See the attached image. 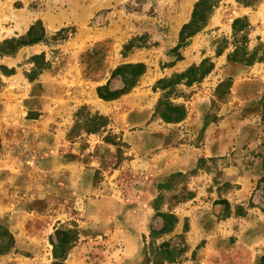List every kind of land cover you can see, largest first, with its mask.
<instances>
[{
    "label": "rangeland",
    "instance_id": "obj_1",
    "mask_svg": "<svg viewBox=\"0 0 264 264\" xmlns=\"http://www.w3.org/2000/svg\"><path fill=\"white\" fill-rule=\"evenodd\" d=\"M198 1L0 0V43L37 21L46 32L0 58L14 69L0 70V225L15 240L0 264L54 263L52 241L66 229L78 233L64 264H147L144 235L163 225L157 211L179 221L156 243L188 247L166 264H202L208 237L210 264L260 263L264 0H218L182 42ZM238 17L247 26L235 32ZM204 59L210 73L190 84L176 78ZM131 64L143 72L123 68L120 87L110 85ZM108 82L128 90L103 99ZM164 102L184 106L186 117L165 120ZM160 183L171 184L160 191Z\"/></svg>",
    "mask_w": 264,
    "mask_h": 264
},
{
    "label": "trees",
    "instance_id": "obj_2",
    "mask_svg": "<svg viewBox=\"0 0 264 264\" xmlns=\"http://www.w3.org/2000/svg\"><path fill=\"white\" fill-rule=\"evenodd\" d=\"M218 0H199L196 3L194 14L192 20L185 24L181 31V41H186L188 36H191L198 32L202 26L205 25L207 21L206 13H212L214 8L216 7ZM246 5H251L250 3H246ZM238 17L233 22L234 31L237 32L240 29H243L247 26L248 20L246 17ZM46 37V32L43 24L39 21L32 24L25 35L20 37H13L10 39L4 40L0 43V58L6 55H13L15 54L19 48L32 45L35 43H39L43 41ZM236 52L232 53L229 57V60H236L237 54L241 51V46H236ZM42 56H34L33 59L37 62ZM246 64H251L254 60V55L243 59ZM123 68H132L134 70L133 75L138 76L143 72L144 65L143 64H131L122 66L117 68L112 76H118L121 74ZM214 68V63L209 59H204L201 64L195 65L190 67L185 73H181L176 75V78L179 79H188V83L190 84L192 81L199 80L201 77H204L205 74L211 72ZM0 70L3 71L6 75H11L14 73V69L8 68L6 65L0 64ZM34 73L29 75V78L33 80L35 78V74L38 72L37 70L33 71ZM200 72L201 76L196 77ZM231 79H229L230 81ZM162 82L166 83L163 88L168 86H172L175 84L174 79ZM103 89L105 91H103ZM128 89H120L116 91H112L109 88V82L107 85L98 88V94L103 99H114L120 96L121 94L127 92ZM105 92V93H104ZM164 108L161 109V106ZM160 106L161 116L167 121H180L186 117V109L182 105H173L168 102L162 103ZM93 121L100 122L96 123L101 126L104 125V117L102 116H95L93 117ZM182 173H178L177 175L173 176H181ZM171 183H160L158 185L159 190L170 186ZM163 196L158 195L154 200V208L156 211L159 209L160 204L162 203ZM224 203L228 204L227 201H223ZM229 205V204H228ZM157 215L160 216L163 220V225L160 229H150L149 236L144 235L145 246L147 249L146 254V263H155V264H166V263H173L177 262L179 258L187 251L188 247L183 243L182 245H172L170 241H163L159 244L156 243L157 239L164 236L166 233L173 231L176 224L178 223L179 219L175 213L172 212H159L157 211ZM0 253L8 252L10 249L14 247L15 240L13 234L6 228L0 225ZM77 233L76 229H66V230H57L56 231V240H53L52 243L54 245V257L56 261L52 264H64L66 259L67 253L72 247V245L77 240ZM148 238L150 239L148 241ZM198 264V263H197ZM259 264H264V257L261 258Z\"/></svg>",
    "mask_w": 264,
    "mask_h": 264
},
{
    "label": "crops",
    "instance_id": "obj_3",
    "mask_svg": "<svg viewBox=\"0 0 264 264\" xmlns=\"http://www.w3.org/2000/svg\"><path fill=\"white\" fill-rule=\"evenodd\" d=\"M113 83L115 84L114 88L120 87V78L116 76L114 79H111L110 85L112 84L113 86ZM198 257L202 264H210V237L207 238L205 246H202V249L198 253Z\"/></svg>",
    "mask_w": 264,
    "mask_h": 264
}]
</instances>
